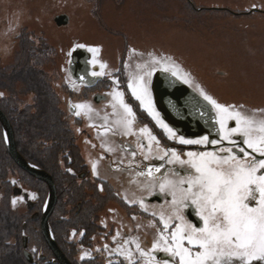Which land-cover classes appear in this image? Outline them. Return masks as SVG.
Returning <instances> with one entry per match:
<instances>
[{"label":"rangeland","instance_id":"rangeland-1","mask_svg":"<svg viewBox=\"0 0 264 264\" xmlns=\"http://www.w3.org/2000/svg\"><path fill=\"white\" fill-rule=\"evenodd\" d=\"M253 8L264 10V0H0V31L14 29L10 39H0L12 47L10 55H0V93L14 105L5 111L14 116L16 142L22 152L40 158L42 169L60 170L65 168L63 150L36 156L33 150L49 144L46 136L66 129L82 145L77 126L62 114L68 53L76 43L99 46V59L107 66L120 58L128 82L146 70L137 65L149 62V53L171 57L195 90L199 85L218 102L264 118V112L256 111L264 109V13H248ZM59 15H67L69 22L58 26L54 19ZM109 67L105 70L112 71ZM34 90L38 98L28 93ZM15 116L21 121L16 123ZM3 144L0 128V264H27L20 222H29V215L23 203L12 210L3 194H11L9 181L15 180L11 185L35 193L41 209L47 189L34 185L16 166L10 168L1 153ZM14 215L19 223L12 221Z\"/></svg>","mask_w":264,"mask_h":264},{"label":"flooded vegetation","instance_id":"flooded-vegetation-1","mask_svg":"<svg viewBox=\"0 0 264 264\" xmlns=\"http://www.w3.org/2000/svg\"><path fill=\"white\" fill-rule=\"evenodd\" d=\"M253 9L248 13H251ZM105 59L107 58L105 57ZM124 63H121L120 58L116 60L114 66L110 62L109 66H113L114 69L107 66L112 71L105 70L106 75L101 77H93L91 75L92 71L100 70L98 66L91 65L89 76H92V78L83 82H78L72 77L68 70V64V86L64 90L65 98H62L64 101L66 100V104L65 112H62V114L65 117L69 116V120L73 121L71 123L77 126L80 134L78 136L80 139L82 138V145L79 146L76 142L77 137L73 133H70V129H66L64 140L58 138L56 134H50L46 136L49 144H44V147L33 150L34 156H36V153L42 154L48 149L54 152L63 150L65 153L63 158L65 168L63 170H60L58 167L55 169V166L51 169L47 167L45 169L53 178L57 196L54 211L48 219L51 237L70 264H129L124 256L112 252V249L116 248L118 243L123 244L125 240H128L129 244L124 245V247L130 249L133 254L132 264H144V259L140 257L132 241L137 240L145 251L151 248L152 242L157 235V228L162 227L159 224V216H153L152 212L159 213L161 210L166 211L171 197L161 193L158 186L149 187L151 183L149 178L140 176L138 173L145 171L148 167H158L161 165L163 167L161 168V172L156 174L157 177H163L173 170H177L181 174L185 173L187 166L181 168L180 165L168 164L167 160L161 161L156 159L155 157L160 154L158 147L160 149H175L182 159H187L185 153L188 151H213L206 149L207 145H182L175 138L169 139L165 131L147 111L140 107L139 101H135L131 93L126 92L128 89V79L125 75L128 73L125 71L127 70V66ZM156 68L160 69L158 66ZM113 79L118 81V85L113 84ZM63 85L66 87L65 84ZM114 87H118V90L124 93L125 101L133 108L135 113L132 133L128 135H124L123 130L115 123L118 119V114L122 110L117 105L116 112L114 113L112 107L113 99L109 95ZM28 93L36 94L35 97H39L38 92L35 90ZM54 93L56 94V92ZM68 100L71 103L75 100V104H87L91 107L92 111L87 114L81 112V115L77 116L74 114L75 109L69 107ZM36 101V106L38 105L39 107L40 102L39 100ZM242 105L247 106L244 103ZM153 106L155 107L154 103ZM6 107L12 110L14 105H10L8 98L3 94L0 96V109L8 118L12 128H14L15 135L17 132L15 126L13 127V118H11L14 116L11 113L12 116H9L8 112L5 111ZM159 116L162 119L160 113ZM14 120L16 123L17 121H21L16 116ZM145 126L160 141L158 147L153 142L152 151L148 153V160H144L143 153L138 147V143H143L145 145L144 153H147V140L143 139L139 133V129ZM229 126H235V122L229 121ZM105 127L109 131L105 132ZM0 128L4 141L1 153L3 156L5 155L4 157L7 156L6 162L10 168L16 166L18 169L19 167L12 160L8 152L1 123ZM236 139L238 146L235 151L238 155L243 156L239 152V147H244L246 151L251 152L250 149H247L246 145L240 142L239 137H236ZM223 145L225 147L229 146L227 141L223 142ZM212 146H217L215 150H218L220 147L219 145ZM16 147L19 153L28 161L39 167L42 166L39 164L38 157L33 158L30 156V151H28V154L22 152L17 142ZM107 149H111V151ZM133 152L136 153L135 156L132 155ZM256 155L260 158L259 154ZM77 156H79V160ZM92 162H96L97 165L96 175H93L92 172ZM68 169L72 171L69 172ZM23 173L29 176L33 184L35 183L34 185L41 183L47 189L48 197V186L46 183L36 180L25 171ZM126 181L129 184L128 188H126ZM5 183H7V180ZM9 184L12 192L7 196L5 194L7 190L4 191L3 195L6 199L8 198L6 202L12 206L11 200L13 197H24L23 201L18 204L20 206L22 205L21 203L25 204L30 219L29 222L31 223L27 220L23 223L20 222L21 220H19V216L17 215H14L15 219L12 220L22 224L21 250L27 259V264H60L41 230L42 214L47 197L43 208L40 209L37 199L34 201L29 200L28 189L12 186L11 184L13 183L11 181H9ZM60 190L61 192H59ZM118 191L123 194L124 198L118 195ZM141 198L148 211L141 209L139 203H132V201ZM116 204L121 206L118 211ZM20 206H12L11 209L18 210ZM184 216L187 221L196 226L202 225V222L195 215L191 206L184 210ZM73 230L76 231L75 236L72 235ZM80 232H84V235L81 236ZM117 232H119V236H117L116 241H113L112 237L116 236ZM105 244L108 245L107 250L104 249ZM33 248L37 250L35 253L32 251ZM97 249L100 250L97 251ZM84 251H89L91 255L90 257H86L85 260H80V256ZM155 255L160 259L167 258L163 252H156Z\"/></svg>","mask_w":264,"mask_h":264},{"label":"snow or ice","instance_id":"snow-or-ice-1","mask_svg":"<svg viewBox=\"0 0 264 264\" xmlns=\"http://www.w3.org/2000/svg\"><path fill=\"white\" fill-rule=\"evenodd\" d=\"M74 47H86L92 54L89 64L100 69L91 72L93 77L106 75L107 64L99 59L101 54L99 46L76 43ZM68 55H71V51ZM148 55L149 62L137 65V68L144 67L146 70L130 78L127 85L131 95L139 101L140 107L147 111L169 139L175 138L182 145L212 144L220 147L213 151H188L185 153L187 159H182L175 149H160L158 147L160 141L147 126L139 129L141 137L147 140V153H144L145 145L138 143L144 160L149 159L148 153H151L155 142L160 153L156 159L167 160L168 164L187 168L184 174L173 170L163 177L156 175L161 172L163 165L148 167L138 173L149 178L151 181L149 187L158 186L159 191L170 196L171 200L168 201L166 211L152 212L153 216H159V224L162 227L157 228V235L151 248L145 251L137 240H133L136 251L144 259V264H264V118L247 116L234 105L220 103L197 85L199 96L214 112L211 119L218 125L219 139H209L208 136L195 139L177 136L175 130L160 119L153 106L149 82L152 73L157 70V65L185 84H191V81L188 74L183 72L171 57H157L152 53ZM79 79L81 82L84 81V77ZM113 84L118 85V81L113 79ZM2 95L3 93H0V96ZM109 95L113 99L114 113L117 105L122 110L115 123L120 126L124 135L132 133L135 113L125 101L124 93L119 91L118 87H114ZM189 102L199 111L201 117L208 115L206 111L200 109L199 101ZM69 107L75 109L74 114L77 116L81 115V112L87 114L92 111L91 107L84 103L72 104L70 101ZM256 111L264 112V109ZM229 121H234L235 126H229ZM104 131L107 132L109 129L105 127ZM236 137H239L240 142L251 152L239 147V152L243 156L238 155L235 151L238 146ZM4 139L7 140V136ZM225 141L228 142V147L223 145ZM256 154H259L260 158ZM132 155L135 156L136 153L133 152ZM91 167L93 175H96V162H92ZM11 183L15 184L16 181L13 180ZM29 198L36 199V194L30 193ZM23 199L24 197H13L12 206L16 207ZM132 203H139L141 209L148 211L142 198ZM190 206L202 222L201 226H196L185 219L184 210ZM79 234L83 236L84 232ZM72 235H76L75 230ZM117 236L119 232L112 237L113 241H116ZM127 244L128 240L123 244L118 243L112 252L124 256L129 264H132V251L124 247ZM104 249H108L107 244L104 245ZM32 251L35 253L37 250L33 248ZM156 252L165 253L167 258H158ZM90 255L89 251H84L80 260H85Z\"/></svg>","mask_w":264,"mask_h":264},{"label":"water","instance_id":"water-1","mask_svg":"<svg viewBox=\"0 0 264 264\" xmlns=\"http://www.w3.org/2000/svg\"><path fill=\"white\" fill-rule=\"evenodd\" d=\"M251 12L264 13L263 10L258 8L253 9ZM54 20L58 26L66 25L69 22L67 15L56 16ZM89 58L90 53L85 48H74L71 52L69 71L72 77L78 82L80 81V77H84V80L92 78V76H89ZM150 91L157 111L169 127L175 130L177 136L192 139L208 136L209 139H219L217 131L218 125L211 119L214 115L211 106L199 96L198 91L192 86L175 79L170 73L162 69H157L152 76ZM190 100L199 101L200 109L206 111L208 115L201 117L199 111L195 110L189 102ZM0 123L4 131V136H7L6 146L8 152L15 164L28 175L46 183L48 186V197L42 214L41 230L60 264H70L52 239L51 229L48 223V219L53 213L57 202L53 178L47 171L34 165L19 153L16 147L13 128L1 109ZM216 147L208 144L206 149L215 150Z\"/></svg>","mask_w":264,"mask_h":264},{"label":"clouds","instance_id":"clouds-1","mask_svg":"<svg viewBox=\"0 0 264 264\" xmlns=\"http://www.w3.org/2000/svg\"><path fill=\"white\" fill-rule=\"evenodd\" d=\"M18 27V25H17ZM14 29L12 28H5L3 31H0V39L8 38L10 39L11 34L13 33ZM12 47L10 44L7 43H0V55L8 56L11 54Z\"/></svg>","mask_w":264,"mask_h":264},{"label":"trees","instance_id":"trees-1","mask_svg":"<svg viewBox=\"0 0 264 264\" xmlns=\"http://www.w3.org/2000/svg\"><path fill=\"white\" fill-rule=\"evenodd\" d=\"M38 76H39V75H38ZM54 127H56V126L54 125ZM56 128H57V127H56ZM56 135H57L58 138H60V139H63V140L65 139V138H64V135H65L64 133H63V134H59V133L57 134V133H56ZM44 146H45L44 144H40L39 148H40V147H44ZM46 152H47V153H50V152L56 153V152H54V151H52V150H49V149L46 150L45 153H46ZM39 159H40V158H39ZM41 159H42V158H41ZM46 159H48V158H46ZM54 161H55V159H54ZM55 169H56V167H55Z\"/></svg>","mask_w":264,"mask_h":264},{"label":"bare ground","instance_id":"bare-ground-1","mask_svg":"<svg viewBox=\"0 0 264 264\" xmlns=\"http://www.w3.org/2000/svg\"><path fill=\"white\" fill-rule=\"evenodd\" d=\"M118 195H119L120 197H124L123 194H122L120 191H118ZM114 204H115V203H114ZM116 206L118 207V208H117V211L120 210L121 206H120L119 204H118V205L116 204ZM139 207H140V206H139ZM140 208H141V207H140Z\"/></svg>","mask_w":264,"mask_h":264},{"label":"crops","instance_id":"crops-1","mask_svg":"<svg viewBox=\"0 0 264 264\" xmlns=\"http://www.w3.org/2000/svg\"><path fill=\"white\" fill-rule=\"evenodd\" d=\"M128 183H129V180H128ZM125 184H126V188H128V185H129V184H127V181H126ZM123 198H124V197H123ZM123 198H122V199H123ZM130 204L133 205L132 203H130Z\"/></svg>","mask_w":264,"mask_h":264}]
</instances>
